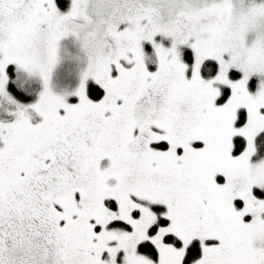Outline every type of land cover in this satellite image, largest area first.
Returning a JSON list of instances; mask_svg holds the SVG:
<instances>
[{"label":"snow or ice","instance_id":"obj_1","mask_svg":"<svg viewBox=\"0 0 264 264\" xmlns=\"http://www.w3.org/2000/svg\"><path fill=\"white\" fill-rule=\"evenodd\" d=\"M0 264H264V0H0Z\"/></svg>","mask_w":264,"mask_h":264}]
</instances>
